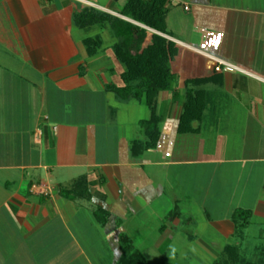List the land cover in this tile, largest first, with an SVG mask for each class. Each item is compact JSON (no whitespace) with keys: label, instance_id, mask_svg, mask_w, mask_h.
Masks as SVG:
<instances>
[{"label":"crops","instance_id":"obj_1","mask_svg":"<svg viewBox=\"0 0 264 264\" xmlns=\"http://www.w3.org/2000/svg\"><path fill=\"white\" fill-rule=\"evenodd\" d=\"M127 1L0 0V264H215L228 247L264 264V0H166L164 33ZM84 8L150 33L154 147L150 108L106 89L118 40L74 25Z\"/></svg>","mask_w":264,"mask_h":264},{"label":"trees","instance_id":"obj_2","mask_svg":"<svg viewBox=\"0 0 264 264\" xmlns=\"http://www.w3.org/2000/svg\"><path fill=\"white\" fill-rule=\"evenodd\" d=\"M165 3L166 0H128L121 11V15L149 29L164 33V16L167 11ZM72 21L79 28L108 27L111 34L118 40L112 49L116 59L123 67V71L120 74L123 86L108 85L106 89L113 92L121 100H143L150 108L149 119L141 122L140 125L147 136L145 147H154L157 138L158 118L153 104L160 88H155L154 84L146 79L147 73L152 70V64H150L152 51L150 48H144L143 44L150 33L129 22L91 8H84L75 12L72 16ZM84 41L89 55L94 54L97 50L96 41L91 38H87ZM248 214L249 212L246 210H235L232 213V218L241 220L240 224H238L239 226L246 223L247 217L244 216ZM120 245L124 252L123 257L130 258V260L138 257L136 253H130V242L123 236L120 237ZM230 249L236 251L233 247H230ZM230 249L229 247L226 248V253L220 256L215 264H230L229 260L227 262L230 256L228 250ZM139 261L138 259L134 264H139Z\"/></svg>","mask_w":264,"mask_h":264},{"label":"rangeland","instance_id":"obj_3","mask_svg":"<svg viewBox=\"0 0 264 264\" xmlns=\"http://www.w3.org/2000/svg\"><path fill=\"white\" fill-rule=\"evenodd\" d=\"M105 81H113V80H105ZM114 81H118V80H114ZM141 112H144V109H142V111ZM146 112V111H145ZM207 231V230H206ZM211 233V232H210ZM206 234H209V232L207 231L206 232ZM256 234V231H255V228L254 227H250V229L248 230V235L250 236V238L253 236V235H255ZM218 241H222V240H218ZM217 241V242H218Z\"/></svg>","mask_w":264,"mask_h":264},{"label":"built area","instance_id":"obj_4","mask_svg":"<svg viewBox=\"0 0 264 264\" xmlns=\"http://www.w3.org/2000/svg\"><path fill=\"white\" fill-rule=\"evenodd\" d=\"M184 9L187 10V6H184Z\"/></svg>","mask_w":264,"mask_h":264}]
</instances>
